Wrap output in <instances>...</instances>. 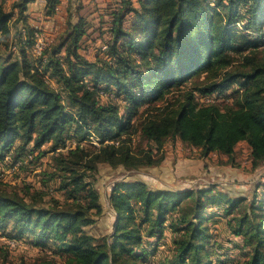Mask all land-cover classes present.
<instances>
[{"label":"trees","instance_id":"1","mask_svg":"<svg viewBox=\"0 0 264 264\" xmlns=\"http://www.w3.org/2000/svg\"><path fill=\"white\" fill-rule=\"evenodd\" d=\"M32 2L13 3L16 54L0 55V161L10 157L14 141L19 144L13 169L23 166L28 151L43 156L41 148L51 142L48 151L59 153L60 190L71 201L52 199L45 207L37 204L43 193L26 191L28 201L0 189V228L11 223L17 239L32 235L39 245L59 242L68 256L63 264H137L135 249L142 250L144 260L153 257L148 246L159 244L167 229L172 233L167 264H212L208 221L219 210L225 218L237 209L227 227L233 239L242 240L247 256L242 264H264V192L263 199L257 189L230 198L228 190L214 185L171 190L150 188L141 180L119 181L109 201L117 224L110 238L97 243L84 228L91 225V212L100 213L102 206L79 172L95 170L99 163L126 170L157 165L171 140L199 150L202 157L214 152L231 160L235 146L246 142L251 168L263 165L264 0H136V5L120 0L109 12L103 56L95 60L80 53L92 25L81 15L73 21L70 14L65 29L34 55L37 30L26 20ZM60 3L45 0L43 15L56 14ZM11 17L0 3V38H9ZM233 83L228 99L211 98ZM100 92L123 98L126 114L113 102L102 103ZM158 99L162 105L152 104ZM145 105L135 126L132 119ZM90 136L98 146L86 151L82 142ZM134 136L148 149L134 153ZM70 138L76 146L61 153ZM155 153H160L158 161ZM79 193L85 202L76 199ZM144 237L156 243L146 244Z\"/></svg>","mask_w":264,"mask_h":264},{"label":"rangeland","instance_id":"2","mask_svg":"<svg viewBox=\"0 0 264 264\" xmlns=\"http://www.w3.org/2000/svg\"><path fill=\"white\" fill-rule=\"evenodd\" d=\"M15 1L0 0L4 10L12 13L9 23L11 25L10 36L9 38H0L1 56L9 53L16 54V49L13 50V47L16 46L15 43L18 41H14L15 28L12 26L17 14V11L12 7ZM88 1L86 3L87 1L85 2V0H69V6L65 7V15L62 14L55 20L59 23V28L62 29L63 27L64 30L68 20L67 15L69 14L73 21L77 20L76 16L78 15L87 19L92 26L88 29L86 43L82 44L80 53L86 59L95 60L96 56H103L104 45L101 46V44H106L108 41L109 12L116 5L110 7L107 13V1L106 3L101 2L103 0ZM36 2L38 3L36 5H39V3L45 4V0H37ZM112 4L113 1H111L110 6ZM30 5L28 6L26 20L29 17ZM79 5L82 8L78 9ZM67 7H70L69 11H66ZM52 28L56 31L54 27ZM35 29L47 39L52 38L50 34V31H53L52 29L49 31V28H45L44 30L40 26L38 28L35 27ZM20 33L24 37L23 32ZM48 81L54 87L59 88L51 78ZM186 86H190V84L188 83ZM235 88L236 83H233L230 86L231 90L224 91L221 95L213 93L211 98L224 101L228 99L230 92ZM100 95L99 100L102 103L113 102L119 106L120 114H126L125 107L127 105L123 98L115 97L107 92H100ZM206 100L204 99L203 102H206ZM162 102L163 100L158 99L152 104L162 105ZM146 107L147 105L141 107L137 115L133 117L132 122L135 126L139 122V115H141V112ZM133 140L131 150L134 153L148 149L147 143L140 140L137 136H134ZM75 141L73 138L68 139L66 148L60 152L66 154L69 148L73 149L77 143ZM82 143L85 144L84 149L86 151L98 146V142L94 136H90L87 143ZM18 144V141H14L6 154L10 157H6L4 161H0V189L6 192L16 191L28 201L30 197L26 195V191L29 194L43 193L42 199L37 204L45 207L50 206L49 203H51L52 199L58 200L62 204L70 203L71 199H67L65 191L60 190V177L62 173L57 170L56 165L58 162L55 161L59 153L48 151L51 142L41 148V151L45 152L43 156H40L38 152L34 154L32 150L31 152L28 149L26 154L30 156L27 155L28 157L23 158L24 161L22 160L21 162L23 166L13 169L10 165H12L11 161L16 156L15 146ZM161 155L162 161L151 167L142 166L138 169L126 170L122 166L112 167L106 163H99L96 165L95 170H82L79 168V172L86 176L85 181L89 183V188L91 187L97 193L98 201L102 206L100 213L91 212V225L84 228L85 233L90 236L92 235L95 242L100 243L103 238L106 240L110 238L113 228L117 224L114 209L109 201L113 188L116 182L119 181L131 182L141 180L147 183L150 188L171 190H189L206 185H214L218 186L219 189L228 190L230 198L237 197L238 194L248 196L257 189V198L263 199L261 195L264 192V187L260 185L264 184V164L255 169L251 168L250 149L246 142H240L235 146L232 160L214 152L206 157H202L199 150L190 148L179 141L172 140L164 145ZM159 156L160 153H155L154 160L158 161ZM52 174L54 175L52 176ZM84 195V193H79L76 195V199L85 202ZM237 213L238 210L234 209L231 212V216ZM216 214L220 216L217 217L215 215V217L213 216L208 221V227L212 233L211 241H213L208 245V250L210 251L208 260L212 261V264H242L247 257L245 255L246 250L242 249L240 237L236 236L233 239V236L229 234L227 219L231 216L224 218L221 210L216 212ZM205 215L209 216L210 212L206 210ZM136 216V222L140 223L141 211L138 207H136ZM168 217V221L171 222L172 218L170 215ZM170 222L166 223V225L169 226ZM7 225L5 229L0 228V264H63L68 257L63 252L59 242L50 239L45 241L43 245H39L32 235H24L22 238L17 239L16 232L12 230L11 223ZM144 228L145 226L141 227L142 235H144ZM171 240L172 233L165 229L162 232L159 244L151 247L148 246L150 252H154V256L144 260L142 250L136 248L133 252L135 262L137 264H148V261H150L151 264H167V255L170 253L172 245ZM231 240L235 241V243L233 244ZM143 242L153 244L155 241H150L144 237Z\"/></svg>","mask_w":264,"mask_h":264},{"label":"crops","instance_id":"3","mask_svg":"<svg viewBox=\"0 0 264 264\" xmlns=\"http://www.w3.org/2000/svg\"><path fill=\"white\" fill-rule=\"evenodd\" d=\"M36 1L37 0H34V2H32L31 5H30V10L28 12L29 17H27V20H29V23H30V25L32 27L38 28L40 26V27H43L44 30H45V28H47V29L49 28V31L51 29L53 30L52 27H54L56 29V31H54V30L53 31H50L51 32L50 34L52 36L51 39L53 40L63 30V27H62V29L59 28L60 25H59V23L56 22L55 19L58 16H60V15H62V14L65 13V7L66 6H69L68 5L69 0H61V3L58 5L56 14H54L51 17H46V16L43 15L44 14L43 11H44L45 4L43 5V4L39 3V5H36V4H38ZM106 1H107V4H108L107 5V13L109 12L110 7H112L113 5H116V6H114L112 8V10H113V9H115V7H118V5H119L118 3L120 2V0H103L101 2L106 3ZM111 1H113V4L110 6ZM85 2L88 3L89 1L88 0H85ZM85 4H84V6H85ZM134 5H136V0H134ZM41 6H43V7H41ZM55 23H57V24H55Z\"/></svg>","mask_w":264,"mask_h":264},{"label":"built area","instance_id":"4","mask_svg":"<svg viewBox=\"0 0 264 264\" xmlns=\"http://www.w3.org/2000/svg\"><path fill=\"white\" fill-rule=\"evenodd\" d=\"M34 38H35V44L33 46V53H34V55L37 56L45 49V46L49 42H51V40L44 37L42 33H39V31H37L34 34ZM103 50H105V47ZM96 141H97V139H96Z\"/></svg>","mask_w":264,"mask_h":264}]
</instances>
